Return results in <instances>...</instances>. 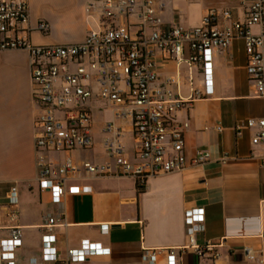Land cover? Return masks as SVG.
<instances>
[{
	"label": "crops",
	"instance_id": "1",
	"mask_svg": "<svg viewBox=\"0 0 264 264\" xmlns=\"http://www.w3.org/2000/svg\"><path fill=\"white\" fill-rule=\"evenodd\" d=\"M156 1L161 5L157 13L166 27L200 26L209 9L231 12V20L220 16L221 27L231 21L244 22L248 15L247 0ZM28 4L31 25L39 19L50 24L48 34H31V41L37 45L79 43L96 26V18L87 13V0H28ZM47 5L48 12L39 9ZM75 29L77 37H73ZM252 32L258 34L260 28L254 26ZM189 54L186 49L185 56ZM0 59V236H8L4 229L11 226L8 194L11 187L17 186L16 225L23 229V240L15 258L20 264H29L31 258L41 260L42 225L47 215L58 211V206L52 203L51 193L41 191L36 181L33 144L38 109L32 100L28 53L5 51L0 53ZM157 63V84L176 77L178 84L171 85V89L184 98L190 95L191 80L195 89L204 91L200 63L192 67L179 65L173 59L163 60L161 55ZM246 66L244 41L236 38L225 51L214 54L213 94L186 104L175 113L177 122L188 123L183 133L188 160L184 169L151 177L143 189L130 177L94 178L83 174L67 182L92 186L93 192L66 195L63 199L64 217L54 228L59 262L66 259L70 248H79L89 241L109 249V255L72 264H147L142 259L145 249L162 250L155 264H167L171 249L175 251L176 264H264V146L251 144L254 129L245 130L241 136L235 134L237 124L264 117V97L256 95ZM91 107L93 145L68 154L77 165L111 161L105 151L103 127L113 119V108L97 100ZM122 124L126 155L136 162L137 144L131 123L125 120ZM199 150L209 152L210 159L192 164ZM224 157L228 160L223 163ZM195 207L205 211V231L198 241L215 244L220 254L217 259L210 253L201 257L192 250H181L190 231L185 224V211ZM245 248L253 251L256 260L247 257Z\"/></svg>",
	"mask_w": 264,
	"mask_h": 264
},
{
	"label": "built area",
	"instance_id": "2",
	"mask_svg": "<svg viewBox=\"0 0 264 264\" xmlns=\"http://www.w3.org/2000/svg\"><path fill=\"white\" fill-rule=\"evenodd\" d=\"M87 13L96 18L85 39L79 43L37 45L31 34H48L50 24L39 19L31 25L29 4L25 0H0V53L24 50L32 83V100L38 109L34 119V156L36 181L41 191L51 193V201L58 206L42 225L41 260L31 258L29 264H72L94 257L109 255L100 243L85 241L79 248H70L66 259L59 262L57 237L54 228L62 222L63 199L66 195L90 194L89 185H68L71 179L86 174L94 178L130 177L139 189L154 176L180 171L187 165L184 154V130L188 123L177 122L174 115L186 104L210 96L214 92L213 57L225 51L232 41H244L247 54V73L256 86V95L264 97V0H247L248 15L244 22L231 21L219 26L222 16L231 20L229 10L209 9L202 24L186 28L180 24L166 27L158 15L161 7L156 0H87ZM260 28L253 33L252 27ZM135 31V36L132 32ZM190 54L185 56V50ZM173 59L179 65L202 66L204 91L195 89L190 81L187 98L174 93L171 85L176 77H168L157 84V58ZM101 101L113 108V119L104 124V146L110 162L75 164L68 154L93 145V101ZM131 123L136 140V162L126 155L123 121ZM254 129L253 146H264V117L250 118L235 126L236 136ZM218 131L221 128H217ZM61 154L66 155L61 159ZM210 153L197 151L192 164H203ZM224 157L222 162H226ZM264 166V162H263ZM19 191L11 187L7 210L11 226L4 228L8 236H0V264L16 262V252L22 245L23 229L18 219ZM189 227L188 242L181 248L198 256L212 254L220 257L216 245L200 244L198 237L205 231V211L202 207L185 211ZM0 227V232H1ZM162 250L145 249L142 259L155 264ZM247 257L256 260L250 248ZM167 264H176L174 250H168Z\"/></svg>",
	"mask_w": 264,
	"mask_h": 264
},
{
	"label": "rangeland",
	"instance_id": "3",
	"mask_svg": "<svg viewBox=\"0 0 264 264\" xmlns=\"http://www.w3.org/2000/svg\"><path fill=\"white\" fill-rule=\"evenodd\" d=\"M25 1H27L28 2V0H25ZM50 5V4H49ZM48 8V9H47ZM39 9H44L46 12H48V10H50V7H48V5L47 6H43V7H39ZM51 12H52V9H51ZM72 31V30H71ZM78 36V33H77V31H76V29L75 30H73V37H77ZM132 36L134 37L135 36V31H133L132 32ZM1 63H2V60L0 59V65H1ZM22 216H23V212H22V214H21Z\"/></svg>",
	"mask_w": 264,
	"mask_h": 264
}]
</instances>
